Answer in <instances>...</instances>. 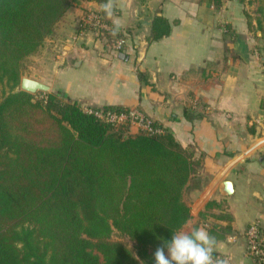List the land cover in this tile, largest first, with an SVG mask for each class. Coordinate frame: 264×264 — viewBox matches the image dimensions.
<instances>
[{
    "label": "trees",
    "instance_id": "16d2710c",
    "mask_svg": "<svg viewBox=\"0 0 264 264\" xmlns=\"http://www.w3.org/2000/svg\"><path fill=\"white\" fill-rule=\"evenodd\" d=\"M74 1L0 0V83L19 84L22 62L40 51ZM257 1L264 56V0ZM170 28L154 16L147 40ZM124 131L53 92L2 97L0 264H154L156 248L190 218L183 192L193 162L170 132Z\"/></svg>",
    "mask_w": 264,
    "mask_h": 264
},
{
    "label": "crops",
    "instance_id": "0c3cea01",
    "mask_svg": "<svg viewBox=\"0 0 264 264\" xmlns=\"http://www.w3.org/2000/svg\"><path fill=\"white\" fill-rule=\"evenodd\" d=\"M100 5L81 1L68 8L59 30L64 39L50 48L53 57L40 74L33 69L29 77L82 108L136 109L170 132L193 162L183 192L190 218L178 232L205 227L228 264H264L246 255L243 237L254 219L264 229V56L247 0L220 6L214 0H114L113 19L128 31L118 51L91 32L78 33L82 13L104 14ZM156 15L167 18L170 32L148 41ZM124 127L127 135L140 131L133 123Z\"/></svg>",
    "mask_w": 264,
    "mask_h": 264
},
{
    "label": "built area",
    "instance_id": "2783aa9c",
    "mask_svg": "<svg viewBox=\"0 0 264 264\" xmlns=\"http://www.w3.org/2000/svg\"><path fill=\"white\" fill-rule=\"evenodd\" d=\"M112 23L98 10L89 9L82 13L78 19V33L88 31L97 38H104L105 33L111 31ZM125 42V38H114L108 43V47L114 51L120 50ZM83 110L93 114L98 119L110 123L114 126L136 124L140 130L147 134L161 133L162 127L155 125L153 121L136 109H128L127 111H117L112 109L95 108L84 106ZM243 237L246 240V255L264 259V229L260 220L254 219L251 221L243 232ZM234 241L235 237L232 236ZM215 257L222 258L220 255ZM224 259V258H223Z\"/></svg>",
    "mask_w": 264,
    "mask_h": 264
},
{
    "label": "clouds",
    "instance_id": "9594fccd",
    "mask_svg": "<svg viewBox=\"0 0 264 264\" xmlns=\"http://www.w3.org/2000/svg\"><path fill=\"white\" fill-rule=\"evenodd\" d=\"M105 17L112 20L111 32L116 35L123 27L116 15L114 0L100 5ZM215 236L205 227H194L190 231L174 233L170 240L164 241L153 253L154 264H228L223 258L213 255Z\"/></svg>",
    "mask_w": 264,
    "mask_h": 264
},
{
    "label": "rangeland",
    "instance_id": "374dc122",
    "mask_svg": "<svg viewBox=\"0 0 264 264\" xmlns=\"http://www.w3.org/2000/svg\"><path fill=\"white\" fill-rule=\"evenodd\" d=\"M81 1H84V0H75L72 5L79 4ZM247 2L251 8L253 17L258 16L259 14L256 12L257 7H258V1L257 0H247ZM60 26H62L61 23L57 25L52 36H49L48 38L44 40L42 48L35 56L27 58L22 62L21 77L24 74H26L29 77V75L32 74L31 72H33V69L35 70L36 75L40 74V70L43 68L42 66L43 61L53 57L52 56L53 50L51 49L55 50V45L59 43L60 40L64 39L65 37V35H62L61 37V32H59ZM16 90H20V82L15 87H11L10 84L6 80H4L3 82L0 83V100L2 99L4 95L8 94L10 91H16ZM45 93L47 92L37 91L34 94H36L38 98H43ZM120 126L124 127V125L122 124L118 125L117 127H120Z\"/></svg>",
    "mask_w": 264,
    "mask_h": 264
},
{
    "label": "water",
    "instance_id": "95a60500",
    "mask_svg": "<svg viewBox=\"0 0 264 264\" xmlns=\"http://www.w3.org/2000/svg\"><path fill=\"white\" fill-rule=\"evenodd\" d=\"M122 52L119 53V56L122 57ZM50 89L49 85L28 77L26 74H24L20 79V90L26 91L28 93L34 94L37 91H43L48 92ZM223 190L226 194H229L231 192V181L227 180L223 182Z\"/></svg>",
    "mask_w": 264,
    "mask_h": 264
}]
</instances>
